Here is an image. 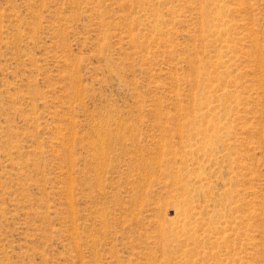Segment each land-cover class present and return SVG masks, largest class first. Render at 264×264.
<instances>
[{
    "label": "rangeland",
    "instance_id": "obj_1",
    "mask_svg": "<svg viewBox=\"0 0 264 264\" xmlns=\"http://www.w3.org/2000/svg\"><path fill=\"white\" fill-rule=\"evenodd\" d=\"M0 264H264V0H0Z\"/></svg>",
    "mask_w": 264,
    "mask_h": 264
}]
</instances>
